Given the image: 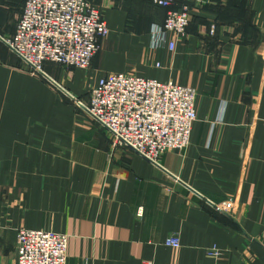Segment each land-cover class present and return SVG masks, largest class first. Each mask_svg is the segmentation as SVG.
Masks as SVG:
<instances>
[{
	"label": "crops",
	"instance_id": "obj_1",
	"mask_svg": "<svg viewBox=\"0 0 264 264\" xmlns=\"http://www.w3.org/2000/svg\"><path fill=\"white\" fill-rule=\"evenodd\" d=\"M88 1L109 28L91 67L44 65L72 99L4 43L25 0H0V264L21 229L69 235L67 264H264V0H175L192 17L173 52L151 0ZM112 73L196 88L189 147L154 165L117 145L79 106Z\"/></svg>",
	"mask_w": 264,
	"mask_h": 264
},
{
	"label": "built area",
	"instance_id": "obj_2",
	"mask_svg": "<svg viewBox=\"0 0 264 264\" xmlns=\"http://www.w3.org/2000/svg\"><path fill=\"white\" fill-rule=\"evenodd\" d=\"M153 3L169 9L164 25L154 26L153 34L160 38L158 42L162 41L160 47H165L164 37L168 33L174 34L175 40L167 46L173 52L177 41L187 34L191 9L187 5L173 9L175 0H153ZM214 33L212 27L211 35ZM108 35L101 9L87 0H26L16 33L6 45L34 74L49 62L88 70L101 41ZM196 98L194 87L112 73L91 89L85 108L113 135L117 145L159 165L166 152L189 147L197 120ZM143 216V211H138L137 217ZM164 244L176 250L181 247L176 235L167 238ZM68 245L67 234L21 229L17 234L18 264H67ZM207 254L215 259L222 255L215 247Z\"/></svg>",
	"mask_w": 264,
	"mask_h": 264
},
{
	"label": "trees",
	"instance_id": "obj_3",
	"mask_svg": "<svg viewBox=\"0 0 264 264\" xmlns=\"http://www.w3.org/2000/svg\"><path fill=\"white\" fill-rule=\"evenodd\" d=\"M88 1V0H87ZM25 2H26V0H25ZM151 2L153 3V0H151ZM154 4V3H153ZM155 5V4H154ZM185 5H187L186 3H181V4H178L176 1H175V6L173 7V9H181L183 6H185ZM155 6H157V5H155ZM188 6V5H187ZM157 7H159V6H157ZM159 8H161V9H163V10H165L166 11V17H167V13H168V10L169 9H167V8H162V7H159ZM166 17H165V20H166ZM165 20H164V23H165ZM164 23L162 24V25H155V26H163L164 25ZM190 24H191V22H190ZM189 27H190V25H189ZM189 27H188V29H189ZM187 32H188V30H187ZM227 224H229V225H231L230 224V222H226ZM232 226V225H231Z\"/></svg>",
	"mask_w": 264,
	"mask_h": 264
},
{
	"label": "water",
	"instance_id": "obj_4",
	"mask_svg": "<svg viewBox=\"0 0 264 264\" xmlns=\"http://www.w3.org/2000/svg\"><path fill=\"white\" fill-rule=\"evenodd\" d=\"M2 39V38H0ZM3 40V39H2ZM4 41V40H3ZM5 43V41H4ZM6 44V43H5ZM43 77H45L47 80H49L50 82H52L55 86H57L62 92L66 93L67 95H69V93L67 91H65L64 89H62L59 85H57L53 80H51L44 72H39ZM71 97V95H69ZM73 99V97H71ZM198 196H200L201 198H203L201 195L197 194ZM204 199V198H203ZM206 200V199H204ZM207 201V200H206ZM209 204H211L212 206L215 207V205H213L211 202L207 201Z\"/></svg>",
	"mask_w": 264,
	"mask_h": 264
},
{
	"label": "rangeland",
	"instance_id": "obj_5",
	"mask_svg": "<svg viewBox=\"0 0 264 264\" xmlns=\"http://www.w3.org/2000/svg\"><path fill=\"white\" fill-rule=\"evenodd\" d=\"M5 41V40H4ZM9 41V39H7L5 42H8ZM49 64H54V65H59V64H56V63H51V62H49ZM26 65V64H25ZM28 66V65H27ZM59 66H61V65H59ZM61 67H63V66H61ZM29 68V71L31 70L30 69V67H28ZM65 68V67H64ZM31 72V71H30ZM41 72H44V66H43V70L41 71ZM32 73V72H31ZM39 73V72H38ZM34 74V73H33ZM36 75H37V73H35ZM40 74V73H39ZM79 102V101H78ZM83 107H82V106ZM79 106L87 113V111H86V108H85V104H83L82 102H79ZM88 114V113H87ZM89 115V114H88ZM91 116V115H90ZM92 117V116H91ZM93 118V117H92ZM94 119V118H93ZM180 151V150H179Z\"/></svg>",
	"mask_w": 264,
	"mask_h": 264
},
{
	"label": "bare ground",
	"instance_id": "obj_6",
	"mask_svg": "<svg viewBox=\"0 0 264 264\" xmlns=\"http://www.w3.org/2000/svg\"><path fill=\"white\" fill-rule=\"evenodd\" d=\"M7 44V42H5Z\"/></svg>",
	"mask_w": 264,
	"mask_h": 264
}]
</instances>
